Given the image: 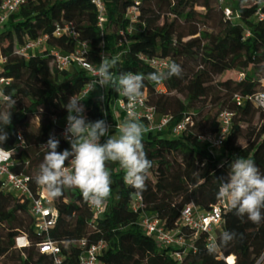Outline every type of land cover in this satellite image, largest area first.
<instances>
[{"label":"trees","instance_id":"trees-1","mask_svg":"<svg viewBox=\"0 0 264 264\" xmlns=\"http://www.w3.org/2000/svg\"><path fill=\"white\" fill-rule=\"evenodd\" d=\"M252 1L246 4V0H140L136 23L139 31L129 33L125 13L133 0H102L101 25L92 0H26L0 24V53L6 57L0 75L10 79L2 88L0 111L6 108L4 96L16 101L10 109L8 139L0 148L11 151L12 171L29 175L32 188L44 159L40 146L66 121L68 113L63 105L69 97L78 95L89 80L88 73L76 65L67 69L55 66L51 49L70 53L77 46L66 35H51L57 24L73 23L78 39L88 43L84 58L90 63L99 65L102 55L115 58V76L121 72L147 75L158 71L141 60V55L165 57L183 69L180 78L173 76L160 84L144 82L146 102L155 107L158 115L171 118L166 130L143 136L145 151L152 161L146 190L139 195L143 207L131 209L138 195L124 183L119 164L108 162L112 194L105 202L103 214L92 221V210L79 189L65 188L60 197H52L51 205L58 211L55 225L47 233H39L29 202L3 188L0 180V225L6 232L0 239V258L11 256L15 238L24 234L29 246L22 247L26 258L18 256L19 264H53L49 255L35 248V244L47 239L59 243L63 264H79L82 249L77 241L83 238L88 243L105 242L98 255L100 264H228V257L229 261L233 258L232 264H264V259L258 262L264 253V221L254 224L228 208L222 213L216 242L224 231L235 232L236 238L226 246L218 244L209 254L205 237L199 234L191 240L194 249H189L181 260L171 256L173 247L160 245L140 225L142 215L146 214L172 228L189 202L209 210L217 201L219 178L227 177L228 165L237 156L253 160L264 174V109L256 107L254 99L264 93L258 91L260 86L264 89V0ZM225 7L232 11L230 19L224 14ZM121 32L126 42L119 45ZM45 34L48 39L44 50L27 57L17 52L26 42ZM225 71L239 76L214 82ZM160 85L164 89H159ZM99 95L94 92L84 98V114L90 121H114V101L123 95L108 88L104 103ZM235 95L241 97L240 104ZM205 103H210L211 108L202 113ZM223 110L233 113L232 122L222 147L213 154L198 136L219 131L218 114ZM256 113L262 122L260 128L247 133L242 124ZM29 117H35L37 125H31ZM119 117L126 120L121 113ZM186 117L190 121L185 129L173 135L172 127ZM18 134L23 139L21 145ZM110 134L118 136L119 131L110 129ZM241 138L248 142L240 145ZM64 149H70V145L60 139L57 151ZM182 231L188 232L185 227Z\"/></svg>","mask_w":264,"mask_h":264},{"label":"clouds","instance_id":"clouds-1","mask_svg":"<svg viewBox=\"0 0 264 264\" xmlns=\"http://www.w3.org/2000/svg\"><path fill=\"white\" fill-rule=\"evenodd\" d=\"M116 64L115 58L101 56L99 67L94 70L96 78L90 82V92L99 86L105 90L112 88L126 97L128 118L117 126L118 136L110 134L111 125L105 119L88 120L82 99L77 94L69 97L63 105L68 113L63 137L70 144V149L57 151L60 140L54 134H50L46 143L40 146L44 150V159L34 181L50 197H60L65 188H77L86 203L97 208L103 206L112 194V175L108 162L119 164L124 172V183L133 188L136 195L146 190L152 161L143 143L146 129L133 109L144 95L145 80L160 84L173 76L182 77L183 69L172 61L163 72L154 71L147 75L121 72L115 76L112 69ZM3 103L6 108L0 111V145L8 139L6 129L12 123L10 109L16 101L6 95ZM102 137H106L103 143ZM0 151H3L2 148ZM228 168L227 177L219 178L217 200L229 211H234L237 217L243 219L246 216L254 224L261 223L264 221V174L253 160L239 156L230 162ZM236 236L233 231H224L218 244L226 246ZM218 244L208 247L209 254L215 251Z\"/></svg>","mask_w":264,"mask_h":264},{"label":"built area","instance_id":"built-area-1","mask_svg":"<svg viewBox=\"0 0 264 264\" xmlns=\"http://www.w3.org/2000/svg\"><path fill=\"white\" fill-rule=\"evenodd\" d=\"M25 1L26 0H1L0 24L4 23L8 19L10 14L16 12ZM139 1L140 0H133L130 6L126 9L125 17L129 22V25L127 27L128 32H130V28L133 24L139 22ZM219 1L222 2L223 0ZM92 2L98 10V20L101 25L102 13L104 12V4L102 0H92ZM224 14L227 18L230 19L232 17L231 9L225 7ZM260 17H262L261 14ZM51 35L54 37L66 35L77 44L76 48L70 53H63L58 48L51 49L50 53L52 60L58 69H67L71 65H76L77 67L85 70L88 73L89 80L85 83L78 94V97L82 99L81 103L83 104V106L84 98L94 92L100 94L99 97L104 103V88L98 86L95 90L90 92V82L96 78L94 75V70L98 68L99 65L92 64L84 58V52L88 47V43L86 41H81L78 39V33L73 23L69 22L64 24H57ZM47 39L48 35L45 34L34 40L28 41L23 46H21L17 50V52L20 55L27 57L30 55L28 54L29 50L35 51L40 47L45 46ZM117 41L119 45L123 42H126V36L123 32L120 33ZM140 59L155 67L158 71H162L166 68V65L169 64V60L165 57H149L141 55ZM5 61L6 57L0 53V70L1 65L5 63ZM9 82V78L0 75V96H2L3 86L8 85ZM159 89H164V87L160 85ZM259 97H264V93L255 95L254 99L256 100ZM234 99L237 104L241 103L240 96L235 95ZM127 104V98L124 96L119 97L114 101L113 116L115 119L114 121L106 120L107 123L111 125L110 129L119 131L117 126L123 123V121H121L119 117L120 113L125 116V119L128 118ZM103 110L105 114L106 109L103 108ZM133 110L140 118V122L144 125L146 129L145 133L162 132L168 128L171 117L169 115H158L155 107L146 102L145 93L135 104ZM232 116L233 113L230 111H221L218 114L220 123L219 131L216 133H209L198 136L199 140L205 142L208 149L213 154H215L222 147L225 135L228 132L232 122ZM52 121L54 123L57 122L55 117L52 118ZM189 121V118H184L182 121L172 127L171 133L173 135L180 134L185 129ZM66 125L67 121L63 122L59 127L57 133L55 134L57 139L66 141L63 137V132L66 128ZM17 139L18 145H21L23 143V139L20 134L17 135ZM104 140L105 137H102L101 143H103ZM2 150L3 151H0V180L2 187L5 189L6 187L11 188L15 191L14 194L16 196L21 197L29 202V209L34 218L35 229L39 233H47L49 228L55 225L58 216L57 209L51 205L52 197H50L48 193L37 184H35V187L32 188V178L29 175L13 172L11 167L14 165V161L12 159L11 151L6 149ZM66 166L70 167V165ZM88 206L93 213L92 221H94L97 217H100L105 210V204L99 208L91 206L89 204ZM142 207V198L138 195L132 201L131 209L137 211ZM226 209L227 207L219 200H217L209 210H203L202 208L194 205L192 202H189L183 206L178 221L172 228H166L162 225L159 218L146 214L142 215L140 225L147 235L153 236L155 238L157 243L162 246L173 247L174 250L171 251V256L177 260H181L184 254L189 249H194V243L191 240L193 237L199 234L204 235L205 242L208 246L214 243L217 244L215 233L218 229L221 228L223 222L222 213ZM182 227H185L188 232L182 231ZM24 240L26 241V244H28L26 237H24ZM77 243L82 249L78 255L79 264H100L98 255L106 246L104 241L101 240L96 243H88V241L83 238L78 240ZM35 248L38 252L49 255L52 258L53 264H63V255L58 242L47 239L43 242L35 244ZM262 259H264V253H262L259 261H261ZM227 263L232 264L228 261Z\"/></svg>","mask_w":264,"mask_h":264},{"label":"rangeland","instance_id":"rangeland-1","mask_svg":"<svg viewBox=\"0 0 264 264\" xmlns=\"http://www.w3.org/2000/svg\"><path fill=\"white\" fill-rule=\"evenodd\" d=\"M252 0H246V4H250L252 3ZM197 10L199 12H203V9L201 7H198ZM139 31V25L138 24H133L132 27L130 28V32L129 33H137ZM45 49V46L40 47L39 49L32 51L29 50L28 54H33L34 52H40L42 50ZM239 74L237 75V73L233 72V71H225L222 74L216 76L214 78V82H218V81H224L226 79L232 78L235 79L236 77H238ZM258 91H264V89H262V86L258 87ZM258 104H255L256 107H260L262 109H264V97H259L256 99ZM207 101L209 102V98L207 99ZM260 105V106H259ZM211 108L210 103H205L204 105V109L202 113H205L208 109ZM217 107H213L214 112L216 111ZM29 123L31 125H37V119L35 117H29ZM261 121L258 119V113H256L255 115H253V117L250 118L248 123H243V128L246 129V132H250V131H257L260 128L261 125ZM248 141L245 138H241L238 143L240 145H244L246 144ZM6 190H10L11 192L15 193L14 190H12L9 187H6ZM5 228L3 226L0 225V239L5 237ZM25 235L21 234L19 237L15 238L14 240V249L11 252V256L6 257V258H0V264H19L18 262V256H20L22 259L26 258V255L21 251L22 247L24 245L29 246V244H26V241L24 240ZM18 239H21V241L19 242ZM35 249V248H34ZM259 261V260H258ZM257 264V263H256Z\"/></svg>","mask_w":264,"mask_h":264},{"label":"bare ground","instance_id":"bare-ground-1","mask_svg":"<svg viewBox=\"0 0 264 264\" xmlns=\"http://www.w3.org/2000/svg\"><path fill=\"white\" fill-rule=\"evenodd\" d=\"M18 241L20 242L21 239H18ZM229 258H230V257L227 258V261H228L229 263H233V258H232V261H229Z\"/></svg>","mask_w":264,"mask_h":264}]
</instances>
